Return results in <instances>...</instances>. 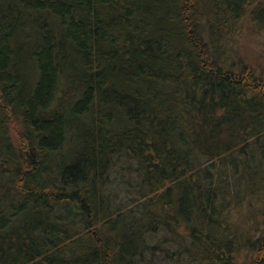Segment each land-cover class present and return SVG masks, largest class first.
Here are the masks:
<instances>
[{
  "label": "trees",
  "instance_id": "trees-1",
  "mask_svg": "<svg viewBox=\"0 0 264 264\" xmlns=\"http://www.w3.org/2000/svg\"><path fill=\"white\" fill-rule=\"evenodd\" d=\"M245 24L264 0H0V264H264Z\"/></svg>",
  "mask_w": 264,
  "mask_h": 264
},
{
  "label": "rangeland",
  "instance_id": "rangeland-1",
  "mask_svg": "<svg viewBox=\"0 0 264 264\" xmlns=\"http://www.w3.org/2000/svg\"><path fill=\"white\" fill-rule=\"evenodd\" d=\"M243 30L238 34L235 42V50L244 57L245 61L252 65L259 73L264 74V35L254 33L249 24H245ZM258 216V215H257ZM246 215L242 217L246 229L247 223L251 222ZM258 219L255 217V220ZM260 220V219H259ZM248 221V222H247ZM261 227V221H260Z\"/></svg>",
  "mask_w": 264,
  "mask_h": 264
}]
</instances>
